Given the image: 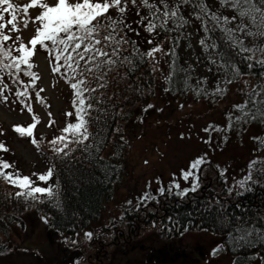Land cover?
Here are the masks:
<instances>
[{
  "label": "snow or ice",
  "instance_id": "1",
  "mask_svg": "<svg viewBox=\"0 0 264 264\" xmlns=\"http://www.w3.org/2000/svg\"><path fill=\"white\" fill-rule=\"evenodd\" d=\"M133 8L139 18L134 22L137 25L135 28L127 19ZM142 9L146 10V14H142ZM29 10H35L38 14L32 18ZM193 21L199 23L196 32L203 33L198 44L207 62L206 70L219 77L211 91L203 87L207 83V77H197L196 83H191L194 65L188 63L184 67L176 59V49L181 40L189 41L187 46L192 47L190 40L193 33L186 29ZM30 23L36 26L34 35L25 42L21 35L15 34L29 29ZM140 27L152 37L147 43L154 46L147 51H142L137 41L129 36V33L139 36ZM162 34L165 36L164 41L154 43L156 37ZM165 43L171 47L165 49ZM39 50L46 53L51 72L63 78L70 85L73 94V111L66 112L65 115L74 117L75 122L66 123L60 130L61 134L49 141L53 156L65 162L76 151L86 154L100 151L106 140L102 135V128L106 126V118L111 110L116 111V116L125 115L119 104H109V101L118 99L122 93L143 96L144 85L140 83L143 77L135 76V73L144 64L151 65L149 74L152 76L157 72L163 73L157 54L171 58L168 74L164 77L168 87L164 90H179L184 93L191 91L197 97H223L227 88L221 87V84H231L244 75H252L254 73L251 70L255 67L264 69V0H213L212 3L209 0H54L53 3L49 0H28L23 4L15 3L14 0H0V103H19L23 106L21 111L27 108L28 112H32V92L35 93V99L43 103L41 93L44 89L37 90L36 84L41 77L34 71V57ZM200 62V57H197V63ZM241 63L249 72H242ZM110 76L118 89L122 84L124 87L122 92L114 91L106 96ZM260 76L264 78V72ZM6 78L15 86L14 92ZM245 85L250 88L246 93L247 98L243 103L233 105V112L227 114V129L209 125L204 129L205 132L230 131L234 125L247 124L257 119L264 122V84L251 87L245 81ZM150 87L149 85V90ZM5 93L13 98L10 100V96ZM123 99L130 103L128 95H123ZM152 107L154 106L148 104L144 111ZM48 115L51 116V113ZM32 120L26 127L14 126V132L21 138H30L31 144L39 149L40 144L34 130L40 120L36 116ZM53 124L55 121H50L48 126ZM92 124L97 125L96 133L89 131ZM114 131L119 133L120 129L116 128ZM4 134L0 131V136ZM120 138L123 140V136ZM97 140L99 143H95ZM207 142L211 143L210 140ZM258 142L260 148H264V140ZM0 151L8 153L10 150L5 143L0 142ZM95 158L103 160L102 156ZM144 163L147 164L148 161ZM206 163L205 156L191 161L187 170L181 169L179 179L173 174L167 187L157 189L159 196L167 193L184 199L190 193L197 192L201 187L202 166ZM55 172L56 165L53 163L45 173L22 175L14 163L0 157V180L17 189L14 193H8L4 199L23 200L29 207L37 203L52 202L59 208V183H49ZM220 175L224 177L225 172L222 170ZM181 180L185 184L190 181V186L181 187ZM261 180H264V159L256 158L249 162L247 175L236 180L228 188V192L232 194L235 189L236 195H243L244 191L252 190L251 185L258 184ZM157 183H160V178H157ZM148 187H151V182ZM152 201L159 202L156 195L146 191L138 198L136 208H147V204ZM127 203L132 204V201ZM41 220L45 224L50 223L47 216H42ZM168 231L171 232L172 229ZM184 231L188 229L185 228ZM229 235L233 245L237 247L251 245L257 239L264 242V229L257 228L244 218L230 222ZM83 238L91 242L94 234L85 232ZM70 243L76 245L79 241L73 239ZM222 250L223 246H220L211 255L216 256ZM76 264H80V261Z\"/></svg>",
  "mask_w": 264,
  "mask_h": 264
},
{
  "label": "rangeland",
  "instance_id": "2",
  "mask_svg": "<svg viewBox=\"0 0 264 264\" xmlns=\"http://www.w3.org/2000/svg\"><path fill=\"white\" fill-rule=\"evenodd\" d=\"M14 2L23 4L28 0ZM49 2L53 3L54 0ZM36 14L35 10H29L32 18ZM20 27L23 29L22 24ZM35 27L30 23L29 29L15 35H21L27 42L34 35ZM196 37L195 33L194 40ZM157 56L162 62L160 54ZM34 63V71L41 77L36 82L37 90L44 89L41 93L43 103L35 99L34 92L32 112H28L27 108L21 111L23 106L19 103H0V131L5 133L0 136V142L5 143L10 150L8 153L1 151L2 157L14 163L22 175L28 176L45 173L50 165L59 163V159L44 157L31 144L30 138H21L14 132V126L26 127L33 122L32 117L36 116L40 124L34 130V135L39 137L42 134L51 141L61 134L60 130L66 123L75 122L74 117L65 115L73 111L70 85L51 72L47 56L40 50L34 57ZM245 81L251 84L248 78L231 84L227 99L214 104L206 99L195 101L190 98H172L165 94L159 82L155 95L147 98L145 104L132 109L133 117L120 122L119 134L123 136L120 143L124 145L119 163L120 175L110 200L104 203L99 216L87 223L85 228L75 227L67 232L43 223L41 217L45 213L40 211L38 203L29 207L23 200L19 204L18 201L9 202L8 209L0 215L3 219L0 221V264H70L72 258L69 255L72 254L69 252L86 257L97 251L105 253L100 257L101 264H232L233 258L225 249L216 256L211 255L214 249L225 246L223 234H214L210 229L197 227L188 228L186 232L177 228L169 232L170 226L166 223L167 219H164L165 214L163 217V212L151 205L156 201L149 202L147 208L139 207L137 215L127 216L125 208L132 204L136 206L138 198L146 191L156 195L159 201L164 196H171L167 193L159 196L157 189L167 187L173 174L179 179L181 169L187 170L190 162L197 157L205 156L207 160L202 166L201 187L213 182L221 189L219 180L222 179L226 191L236 180L247 175L250 161L264 159V148H260L258 142L264 140L263 131L257 125H248L245 129L234 128V125L230 131H204L209 125L227 129L228 111L225 110L231 102L237 100L238 93L248 87ZM6 82L14 92L15 86L7 78ZM5 94L10 96V100L13 98L9 93ZM148 104L154 107L144 111ZM50 121H55L51 127L48 126ZM209 140L211 143L207 142ZM112 143L113 140L104 155L118 158L120 148L115 150ZM145 161L148 163L145 164ZM222 170L225 172L224 177L220 175ZM157 178H160L159 184ZM56 182L58 175L55 173L49 183L55 185ZM180 183L181 187L190 186V181L185 184L181 180ZM13 189L5 182L2 184L4 194ZM233 193H236L235 189ZM128 201H132V204H128ZM85 232L94 234L93 241L84 240ZM73 239L79 243L71 244ZM98 263L95 259L91 261V264ZM248 264L258 263L255 260Z\"/></svg>",
  "mask_w": 264,
  "mask_h": 264
},
{
  "label": "trees",
  "instance_id": "3",
  "mask_svg": "<svg viewBox=\"0 0 264 264\" xmlns=\"http://www.w3.org/2000/svg\"><path fill=\"white\" fill-rule=\"evenodd\" d=\"M209 2L212 3L213 0H209ZM142 14H146V10L142 9ZM226 14L231 15V13ZM113 15H115L114 11ZM185 15L187 16V12H185ZM7 18L6 15V20ZM127 19L129 23H132L134 28L137 27L134 22L139 18L135 15L134 8L128 13ZM197 28H199V23L196 21H193L192 24L187 27L186 30L193 33L190 40L192 47L189 48L187 46L189 41L181 40L179 47L176 49V59L179 64L184 67H187L188 63L194 65L195 71L192 73L193 80L191 83L195 84L197 77H207V83L204 84L203 87L211 91L215 88L219 77L214 74V72H208L206 70L207 62L204 58V53L198 44L201 33L196 32ZM139 31V36L134 33H129V36L132 40L137 41L142 51H147L154 46L147 43L152 37L144 32L142 27L139 28ZM195 33L197 35L196 40H194ZM164 39L165 36L162 34L161 36L156 37L154 43L162 42ZM193 42L198 44V46H194L195 44ZM257 43H259V41H257ZM164 47L165 49H168L171 45L165 43ZM40 52L46 54L43 50H40ZM197 57H200L201 59L199 64L197 63ZM159 59L161 61V58ZM170 59L171 58L162 57L160 67L163 69V73L157 72L154 76L150 75V64H144L136 71L135 76L143 77L140 81V83L144 85L143 96L137 97L129 93H122L118 99L109 101V104H119L124 109L125 115L116 116V111L114 109L111 110L109 117L106 118V126L102 128V135L106 140L99 152L93 151L90 154H86L81 151H76L67 161L61 162L59 160V163L55 164V173L58 175L61 205L57 208L52 202L38 203L40 211L44 212L45 216L50 219V226L70 232L72 231V228L75 227L85 228L87 223L95 220L99 216L104 208V203L110 200L120 175L119 163L121 162L124 145L120 143V134L115 132L114 129L119 128L121 121L133 117L132 109L139 106V104H145L147 98L155 95L159 82L162 84V89L165 94L172 98H190L195 101L206 99L211 104L226 100L231 84L236 83L243 78H248L251 81V84L249 85L251 87H255L257 84H264V78L260 76V73L264 72V69L255 67L251 70L254 74L244 75L234 80L231 84H221V87L227 88V92L223 97H197L191 91L186 93L179 90L166 92L164 89L165 87H168V85H166L164 77L168 74V63L170 62ZM241 70L245 73L249 72L243 63H241ZM109 81L110 84L106 91V96H110L114 91L122 92L124 87L123 84L118 89L115 86L114 81H112L111 76L109 77ZM149 85L151 86L150 90ZM93 86H95V82H93ZM179 87L180 85L178 84L177 88ZM249 90L250 88L247 87L239 92L237 100L231 102L225 111L232 113L233 105L243 103L247 98L246 93ZM123 95L129 96L130 103L124 101ZM233 114L239 115V113ZM93 115H96V113H93ZM248 125L259 126L263 131L262 135L264 136V122H261L259 119L247 124L235 125L234 128L245 129ZM89 131L96 133L98 131L97 125L92 124ZM37 138L40 144L38 150L43 153L44 157L55 158L50 151L49 139L45 138L42 134ZM112 140V147H114L115 150L120 148L118 158H111L109 155H104L107 148L111 145ZM95 143H99V141L97 140ZM97 156H102L103 160H97L95 158ZM0 157H2L1 151ZM4 160L8 161L9 159L5 158ZM219 182L222 184L221 189H218L213 182H209V185L206 183L203 187H200L201 189L197 192L190 193L189 196L184 199L175 195L164 196L163 200L151 205H155L157 210L163 212V217L165 214L166 217H164V219H167L166 223L170 226V229L174 230L177 228L178 230H184L185 228L197 227L210 229L214 234H223L225 246H222L223 249L232 256V264H248L255 260H257L258 264H264V242L257 239L251 245L237 247L233 245L229 235L230 222L238 221L239 218H244L257 228L264 229V180H261L258 184L251 185L252 190L244 191L243 195H236V193L233 192L232 194H229L225 189L223 180L221 179ZM3 183L4 181L0 180V214L8 209L9 202H16L13 200L6 201L4 199L7 194H4L2 191ZM15 191L16 189L14 188L11 193H14ZM169 199L172 200L169 201ZM19 203L20 200L17 204ZM125 211L127 216L139 213V210L133 204L125 208ZM136 217L137 219L139 218L138 216ZM0 221H3L1 216ZM175 222L177 223V226H175Z\"/></svg>",
  "mask_w": 264,
  "mask_h": 264
},
{
  "label": "flooded vegetation",
  "instance_id": "4",
  "mask_svg": "<svg viewBox=\"0 0 264 264\" xmlns=\"http://www.w3.org/2000/svg\"><path fill=\"white\" fill-rule=\"evenodd\" d=\"M118 233H121V230H118ZM101 242V248L103 247L102 241ZM100 251H97L94 255L88 254L86 257L76 255L74 252H69V255L72 258V263L70 264H76L77 261H80V264H91L92 259H95L96 262H99L98 264H101L102 260L100 257L103 256L105 253H99ZM66 255H64L65 257ZM94 256V257H93ZM48 262V261H47Z\"/></svg>",
  "mask_w": 264,
  "mask_h": 264
}]
</instances>
